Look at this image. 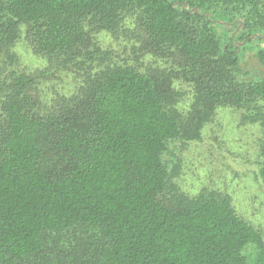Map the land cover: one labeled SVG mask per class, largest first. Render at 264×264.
<instances>
[{"label":"trees","instance_id":"1","mask_svg":"<svg viewBox=\"0 0 264 264\" xmlns=\"http://www.w3.org/2000/svg\"><path fill=\"white\" fill-rule=\"evenodd\" d=\"M134 13L152 46L180 53L201 103L264 107V69L240 79L254 43L264 66V0H0V42L28 26L36 53L69 56L86 19L114 33ZM12 76L5 93L0 80V264H249L251 242L264 264L259 232L229 196L189 197L170 184L162 154L180 126L154 77L104 71L40 118L35 78ZM260 156L264 185V147Z\"/></svg>","mask_w":264,"mask_h":264},{"label":"rangeland","instance_id":"2","mask_svg":"<svg viewBox=\"0 0 264 264\" xmlns=\"http://www.w3.org/2000/svg\"><path fill=\"white\" fill-rule=\"evenodd\" d=\"M139 21L138 13L125 15L120 29L110 33L94 29L91 19H86L85 42L71 55L58 57L36 53L27 35L30 28L22 26L16 40L0 42L4 93L12 84L14 71L34 77L32 93L37 105L33 114L46 118L73 103L104 71L133 66L154 77L164 86L166 107L180 126V135L162 154L170 184L189 197L202 192L229 196L237 214L259 232L264 246V185L259 177L264 107L201 103L197 81L185 70L180 53L152 46ZM218 30L226 40L225 33ZM247 50L248 66L240 73L243 81L264 69L255 56L257 43ZM45 239L48 247L60 248L57 237ZM260 251L259 244H247L244 255L249 264H256Z\"/></svg>","mask_w":264,"mask_h":264}]
</instances>
